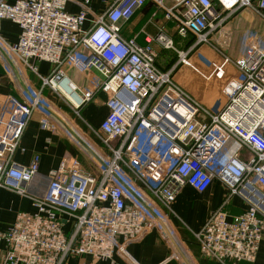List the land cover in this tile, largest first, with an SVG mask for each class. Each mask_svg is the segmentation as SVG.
<instances>
[{
    "label": "built area",
    "instance_id": "obj_1",
    "mask_svg": "<svg viewBox=\"0 0 264 264\" xmlns=\"http://www.w3.org/2000/svg\"><path fill=\"white\" fill-rule=\"evenodd\" d=\"M68 1L0 0V30L8 20L20 31L14 44L0 34V48L41 81L27 103H15L12 138H0V188L27 196L24 186L37 174L39 156L24 167L11 158L33 113L49 108L44 88L75 116L96 91L108 96L106 117L98 128H90L106 154L95 155L96 173L75 159L50 172L45 194L31 198L35 212L18 213L0 233V264H66L70 257L83 256L139 264L127 247L153 230L173 243L170 261L196 264L184 261L183 242L167 228L170 206L184 185L202 193L214 178L231 195L244 190L257 203L230 219L223 208L212 212L193 233L199 254L217 264L252 263L264 230V47L253 40L245 56L231 60L210 37L239 10L262 17L264 0H110L101 14L91 13L87 0L77 14H69ZM147 2L155 10L147 24L156 33L142 31L145 43L140 45L135 38H123L120 23ZM159 13L163 23L155 18ZM88 16L91 27L84 30ZM174 35L194 41L180 49ZM201 46L221 54L234 71L221 89L227 104L215 115L173 80ZM159 49L176 57L167 71L157 67ZM31 60L51 64L49 76L40 77ZM65 66L96 71L101 77L96 89L78 90ZM10 102L5 99L0 123ZM47 116L41 120L45 128Z\"/></svg>",
    "mask_w": 264,
    "mask_h": 264
},
{
    "label": "crops",
    "instance_id": "obj_2",
    "mask_svg": "<svg viewBox=\"0 0 264 264\" xmlns=\"http://www.w3.org/2000/svg\"><path fill=\"white\" fill-rule=\"evenodd\" d=\"M14 1L6 0L9 4H13ZM84 1L69 0L65 6L66 12L77 14ZM87 1L88 9L93 14L103 13L110 2V0ZM154 11L153 5L147 2L129 21L120 23L123 38H135L138 44L143 45L145 36L142 31L151 36L156 33L155 29L147 24ZM262 14L263 16L260 17L250 10H239L210 37L211 44L231 60L245 56L248 52L247 45L253 40L264 47V11ZM155 18L159 23L164 22L160 13ZM167 26L170 27L172 24L168 23ZM90 27L91 16H88L83 29L87 30ZM19 32L18 26L11 21L1 22L0 34L7 43H16ZM177 38L178 36H173L174 43L184 50L194 41L193 38H189L186 43H183L182 41L186 40L179 41ZM221 54H217L207 46H201L189 56L190 66H180L173 74V80L184 86L189 94L213 115L226 106L228 99L221 89L234 74L232 67L221 58ZM175 62L176 57L170 51L158 50L157 67L160 70L171 69ZM31 63L36 67L40 77L49 76L53 68L51 64L43 61L31 60ZM63 71L78 90H95L101 78L96 71L84 70L80 66L76 69L65 66ZM40 88V78L0 48V112L2 108L4 110L5 99L11 100L5 108L3 120L0 123L1 139L10 140L14 135L12 117H17L15 103H27ZM42 94L49 108L48 110L37 109L33 113L19 136L18 148L11 158L15 166L24 167L30 164L34 156H39L37 174L24 186L27 196H19L11 190L0 188V233L14 223L18 213L35 212L31 198L45 194L49 185L50 172L61 162L70 163L75 159L81 167L96 173L99 162L95 155L106 154L99 140L90 131V128H98L107 115L108 96L105 93L96 91L92 100L80 108L78 116H75L47 88L42 89ZM45 113H48L49 127L47 128L41 123ZM256 203L244 190L239 194L231 195L229 187L218 178H214L211 185L202 193L184 185L170 206L171 214L167 228L174 230L178 240L183 242L184 260L190 259L196 264H217L200 256L193 233L198 232L210 214L217 209L223 208L230 219L241 215ZM171 246H174L171 241L165 242L160 233L153 230L139 242L130 244L127 251L139 264H183L184 262L181 261L169 260ZM3 251L4 245L0 243V259ZM66 264L123 263L116 258L111 261L83 256L70 257ZM238 264H264V230L255 260L252 263Z\"/></svg>",
    "mask_w": 264,
    "mask_h": 264
},
{
    "label": "rangeland",
    "instance_id": "obj_3",
    "mask_svg": "<svg viewBox=\"0 0 264 264\" xmlns=\"http://www.w3.org/2000/svg\"><path fill=\"white\" fill-rule=\"evenodd\" d=\"M150 16V15H149ZM149 16H147V18L149 17ZM179 41H182L179 37L177 38ZM188 40V39H187ZM187 40L186 41H182L183 43H186L187 42ZM244 157V159H246V156L244 155L243 156ZM184 250H185V247H182Z\"/></svg>",
    "mask_w": 264,
    "mask_h": 264
},
{
    "label": "bare ground",
    "instance_id": "obj_4",
    "mask_svg": "<svg viewBox=\"0 0 264 264\" xmlns=\"http://www.w3.org/2000/svg\"><path fill=\"white\" fill-rule=\"evenodd\" d=\"M70 97H71V100H73V101L77 100V97L75 95H72L71 93H70Z\"/></svg>",
    "mask_w": 264,
    "mask_h": 264
},
{
    "label": "water",
    "instance_id": "obj_5",
    "mask_svg": "<svg viewBox=\"0 0 264 264\" xmlns=\"http://www.w3.org/2000/svg\"><path fill=\"white\" fill-rule=\"evenodd\" d=\"M186 263H187V261L186 260H184Z\"/></svg>",
    "mask_w": 264,
    "mask_h": 264
}]
</instances>
